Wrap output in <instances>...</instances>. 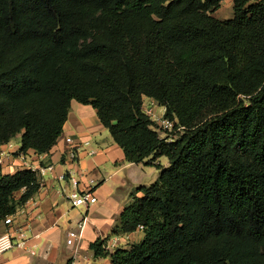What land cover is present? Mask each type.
Instances as JSON below:
<instances>
[{
  "label": "trees",
  "instance_id": "obj_1",
  "mask_svg": "<svg viewBox=\"0 0 264 264\" xmlns=\"http://www.w3.org/2000/svg\"><path fill=\"white\" fill-rule=\"evenodd\" d=\"M0 0V144L47 153L71 101L90 104L129 162L169 165L135 188L111 264H264V0ZM145 97L181 128L162 138ZM41 187L4 173L0 221ZM23 194L16 198V192ZM142 194V195H139Z\"/></svg>",
  "mask_w": 264,
  "mask_h": 264
},
{
  "label": "crops",
  "instance_id": "obj_2",
  "mask_svg": "<svg viewBox=\"0 0 264 264\" xmlns=\"http://www.w3.org/2000/svg\"><path fill=\"white\" fill-rule=\"evenodd\" d=\"M68 136L73 137L76 142L91 141V147L98 148V153L90 156L81 152L78 163L66 160L65 138ZM18 139L20 142H17ZM12 142L13 147L6 143L0 144V155L4 152L1 163L4 173L27 169L23 165L20 151L21 135ZM25 155L37 168L49 164L54 167L52 171L47 170L43 177L40 176V189L15 220L18 224L28 225L31 236L29 244L34 248L35 254L12 249L2 255L0 264H111L110 256H94L91 243L108 237L107 245L114 244L116 247L109 248L113 252L117 248L129 249L132 244L143 240V229L138 228L126 234H115L113 231L129 202L131 192L138 186L148 185L145 183L146 175L153 179L156 177L157 180L161 168L169 165V159L168 163L162 164V157L165 155L158 156L151 165L129 162L123 149L101 123L97 110L92 105L77 100L71 101L63 132L52 149L47 153L30 149ZM155 164L157 166L153 167ZM67 172L79 177L81 188L91 179L94 181L98 199L95 204L90 207L72 205L68 198L73 190L69 178L58 179L59 175ZM22 194L23 190H20L15 197L19 198ZM85 215L88 220L81 241L74 247L68 245V232L76 228ZM6 230L7 226L0 221V235ZM75 252L78 254L76 257Z\"/></svg>",
  "mask_w": 264,
  "mask_h": 264
},
{
  "label": "built area",
  "instance_id": "obj_3",
  "mask_svg": "<svg viewBox=\"0 0 264 264\" xmlns=\"http://www.w3.org/2000/svg\"><path fill=\"white\" fill-rule=\"evenodd\" d=\"M149 103H146L145 100L143 102V110L144 112L152 118L153 121L157 119L156 117V109L153 106L154 99L148 98ZM159 128V129H157ZM158 132L162 130H172L175 128V121L170 120L168 118L163 119V123H160V126H157ZM180 130L181 128H175ZM172 138V137H171ZM65 142L67 144V148L64 152V157L66 160L71 161L72 163H78L81 157V152H86L87 155L94 156L98 153V148L91 147V141L84 142H76L75 139L71 136L65 138ZM9 147H13L14 144L12 141L6 143ZM4 152L0 155V164L3 161ZM23 159V165L27 169H32L36 171L40 176H44L47 170L52 171L54 169L52 164H49L45 167H35V165L28 161L25 153H21ZM69 178V181L73 187V190L69 193L68 198L73 206H85L90 207L91 205L97 202V196L95 195L94 190V181L91 179L89 183H87L83 188L80 187L81 180L79 177H75L71 172L62 173L58 176V179L65 180ZM33 197L27 200L28 203ZM22 205L17 211L13 214L8 215L3 219V223L7 226V230L0 235V258L4 253L12 249H21L27 253L35 254L34 248L29 244L31 240V236L29 234L28 225L18 224L15 222L16 216L24 211V207L26 205ZM88 220V216L85 215L78 223L76 228L71 229L67 234V244L70 246H77L83 237V232ZM139 229H143V226L140 225ZM114 244L106 245V248H114ZM116 248V247H115ZM77 252H75V257L77 256Z\"/></svg>",
  "mask_w": 264,
  "mask_h": 264
},
{
  "label": "rangeland",
  "instance_id": "obj_4",
  "mask_svg": "<svg viewBox=\"0 0 264 264\" xmlns=\"http://www.w3.org/2000/svg\"><path fill=\"white\" fill-rule=\"evenodd\" d=\"M211 14L213 16H215L216 18H219V19L232 18L234 15L233 2L231 0H224L221 4V7L218 10L212 11ZM144 100H145V102L147 101L146 103H149L148 98H145ZM153 106L156 109V117H157V119L155 120L156 126H158V125L160 126V123H163V119L166 118L165 117V107L159 105L158 102H156V101L153 102ZM157 129H159V128H157ZM159 133H160V136L162 138L171 139V137L176 138L180 134V131L173 128L172 130H166V131L162 130ZM17 142H20L19 139ZM158 155H161V154L158 153ZM166 162L168 163V158L165 156L162 157V164H164ZM146 165H151V164H146ZM155 166H157V165L156 164L153 165V167H155ZM150 170H148V171H150ZM149 177L150 176H148V175H146V177H145V183L148 185L153 183L156 180V177L154 179H153V177H150L152 179H150Z\"/></svg>",
  "mask_w": 264,
  "mask_h": 264
}]
</instances>
